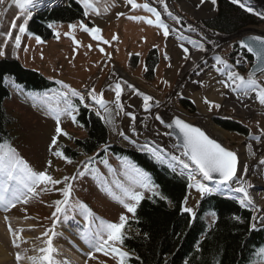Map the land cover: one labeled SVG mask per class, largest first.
Listing matches in <instances>:
<instances>
[{
	"label": "rangeland",
	"instance_id": "obj_1",
	"mask_svg": "<svg viewBox=\"0 0 264 264\" xmlns=\"http://www.w3.org/2000/svg\"><path fill=\"white\" fill-rule=\"evenodd\" d=\"M70 1L72 0L55 1L57 4L54 1H49L46 6H41H45L43 9H38L40 11L32 14L31 19L34 15H38L43 11L67 7L70 5ZM74 1L83 7L80 0ZM90 2L97 8V13L90 12L89 16H84L81 20L72 23L52 24L51 29L54 36L50 39L39 36L44 41L43 43H37L36 36L29 35L28 27L31 19L27 20V31L21 36L19 48L15 46L14 36L19 34L18 26L24 18L21 17V19L15 20L17 29L12 31L13 38L8 39L3 34L9 31L13 18L19 14V9L11 3V0H6L4 5H0V12L5 13L4 16H0V51L4 52V55L0 56V61H18L24 69L36 72L54 84V88L47 92L30 93L23 86L17 84L12 76L6 77H11L13 83L6 80V77L4 78V86L11 94V99L4 104L5 110L12 121L10 127L11 140L7 145L14 148L19 157L33 170L43 171L47 169L54 179L61 180L65 176H75L78 169L83 171L85 163H88L90 158H81L78 162L69 164L63 158L53 155V151H61V147L70 146L73 148L76 140H82L87 135L81 127L75 125L70 116H61L60 126L62 131L68 133L71 139L60 135L57 138V145L50 150L51 139L55 135L56 122L48 108H55L58 100L57 94L65 92L75 108L76 104L83 107L88 105L87 108L93 110L95 114L100 112L102 116L106 117L102 121L107 128L109 146L137 154H149L171 172L186 177L189 183L192 184L191 179H189L190 176L184 172V169L178 163L172 161L171 158L163 157V154L158 151L154 149L137 150L133 147L117 145L111 141V134L119 135L122 133L123 136L126 135L125 131L127 130L122 131L125 127L119 124L121 120L122 122L124 120L128 125L127 128L134 132L132 135L135 134V130L142 132L143 126L146 135H149V130L156 133V129L151 125V121L154 120L157 127L167 130V138L174 141L169 135V129L156 120L154 116L155 110L170 102L182 112L180 113L181 118L189 123L197 125L210 133L208 123L212 122L214 127L225 133V139L218 140V142L237 153L241 164L245 165L244 162L246 161H249V164L251 163L250 177L247 181L250 185L248 191L252 197L253 194L257 196L259 204L264 205V188H257L259 184L264 185V165H260L259 161L256 160L257 155L255 152L250 156L241 154L242 148L252 150L256 145L264 142V135H261V130L264 129V106H261L254 99V94L238 99L237 93H233L229 88H224L219 83L221 79H224V75L216 70L217 66L214 60L202 61L200 68L194 70L191 76L186 77L187 80L185 79V72L190 63L196 54L200 53L191 43L186 44L188 37L185 33L195 35L197 32L193 25L204 27L210 36L231 39V41L229 40L227 43L220 45L219 57L232 65L233 71L245 78L255 63L245 57L242 51L236 50L235 46L242 39V36L249 35L245 34L246 31L257 30L263 34L264 26H251L234 35L225 36L214 33L206 27V23L217 17L218 3L213 6L209 4L210 0H205L204 3H201L200 0H164L163 3H160L159 0H134L138 5L148 3L161 14V19L170 29V35L165 38L162 29L146 23L147 19L155 21V16L142 7L133 9L131 4L126 3V0H90ZM165 5L167 10H165ZM169 12L172 13V16L168 15ZM253 12L251 14L256 18L264 20L263 15L261 17L254 10ZM121 13L123 15H120ZM205 14L212 15V17L200 18ZM130 17L138 19H131ZM174 18H178L180 22L176 23ZM81 21L89 28L98 27L101 30V39L99 41L93 40L90 34L85 33L78 26L74 30L69 28L70 24L78 25ZM189 27L193 30L190 31ZM56 33H59V38L55 35ZM258 36L264 37V35ZM73 37L77 43L73 42ZM173 39H177L179 43L173 46V51H171L170 45ZM103 41L108 43H103ZM200 43L206 48L205 42L201 41ZM181 44L189 49L188 59H184L186 54L180 47ZM89 45H91V49H89ZM101 48L104 49L103 52L100 51ZM153 52L156 57V66L152 73L148 74L147 61ZM243 58L246 62H242ZM238 59L241 60L239 64L235 63ZM119 71H122L133 80L134 85L132 86L136 91L127 87L129 84L125 83L123 78L120 77ZM258 79L261 84H264V74L258 75ZM116 82L121 83L123 88L121 96L123 111L117 109L114 103L115 92L113 89ZM10 84L12 87L9 88L8 85ZM61 85L67 87H61ZM13 87H20L24 93L28 94L30 100L22 102L11 90ZM69 89L84 96V101L81 102L79 96H71ZM91 89H95L98 99L102 98L104 100L107 110L101 108L92 100ZM187 89H192L191 92L194 94H200L201 109L191 99L190 96L192 95L185 94L188 91ZM101 93L103 94L102 97L100 96ZM137 93L153 97V101L149 102L151 107L148 111L143 108L142 95ZM205 98L219 104L220 108L210 111L208 105L203 102ZM181 101L189 102L194 110L190 111L183 108ZM59 106L64 107L62 100ZM76 113L77 111L73 114L76 116ZM128 114L135 116V120H132ZM199 115L202 117L199 118ZM108 120L112 122L108 123ZM218 121L234 122L248 130L249 136L231 133L218 125ZM157 156H159V159H157ZM95 157L94 160L92 159L88 163L89 170L82 177L77 176V179L73 182L72 201L83 202L91 209L95 217L106 222L118 223L121 215L127 216L130 220L132 213L127 212L116 199H113V196L109 195V191L114 196L121 197V190L116 187V182L126 187L130 186V181L136 178L133 166L124 158L110 154L104 160L97 159V155ZM48 161L52 162L51 167H47ZM245 167L247 166L245 165ZM51 187L49 185L50 189ZM56 187L62 188L63 185H57ZM208 187L214 188L213 186ZM135 190L141 191L143 198H151L154 196L153 192L157 194L154 188L152 191L139 188ZM189 190L188 187V194ZM211 194L221 195L218 191ZM205 195L203 197L199 196L194 204H189L187 200L184 206L192 208L196 215ZM225 198L239 203L236 197L225 196ZM58 199H62V196L55 190L39 192L38 195L32 196L27 204L19 203L7 212L0 210V228L4 239L7 241L4 240L3 247L13 261L10 264H22L23 262H18L17 256L19 254L22 256L23 253H27V256L23 258H26L30 263V257L42 258L44 253L41 252V249L47 247V240L52 239L55 249L57 248L55 238L61 233L69 234L74 239V243H77L76 245L83 246L82 240L73 234L80 233V228L84 224L82 217L79 215L75 217V221L64 222L61 218V221L53 229L52 212L54 211V202ZM199 201L198 207L195 208ZM244 208L250 210L253 216L264 215V213L254 211L251 207ZM50 229L52 231H49ZM256 230H264V222H259ZM53 231L55 235H53ZM45 232H48L47 236L44 235ZM14 241L15 244H19V247L15 246ZM59 245L62 249L65 248L62 242H59ZM83 247L86 248L85 244ZM69 250L68 248L67 253L71 252ZM72 250L71 255L76 260L81 261L80 264H117V259H114L111 253L105 256L93 249H87L88 253L86 255L81 256L78 253L80 258L74 252V249ZM89 252L93 253L92 259H89ZM57 254L56 251L53 253L54 259Z\"/></svg>",
	"mask_w": 264,
	"mask_h": 264
},
{
	"label": "trees",
	"instance_id": "obj_2",
	"mask_svg": "<svg viewBox=\"0 0 264 264\" xmlns=\"http://www.w3.org/2000/svg\"><path fill=\"white\" fill-rule=\"evenodd\" d=\"M217 3V17L206 23V27L214 33L231 36L251 26H264V20L228 0H217ZM83 13V7L72 0L67 7L34 15L28 33L44 39L53 38L49 25L79 21L84 17ZM235 49L253 61L238 45ZM155 64L153 52L147 61L148 74L152 73ZM6 76L15 78L17 84L30 93H44L54 88L53 83L36 72L24 69L18 61H0V145L11 140L12 121L4 106L11 99L4 86ZM181 104L187 110H194L189 102L181 101ZM75 106L78 109L75 125L87 135L82 140H76L73 148L61 147V152L72 163L81 158L94 160L96 155L99 160H104L108 154L124 158L134 169L145 173L157 191L151 198L141 200L135 215L132 214L127 222L124 242L120 246L130 254L127 264H255L261 261L257 252L264 248V230H249L253 217L250 210L236 201L207 194L195 216L183 212L190 184L186 177L171 172L149 154L109 146L107 128L102 119L90 108L80 104ZM217 123L231 133L249 136L248 130L234 122ZM232 217H240L243 222Z\"/></svg>",
	"mask_w": 264,
	"mask_h": 264
},
{
	"label": "snow or ice",
	"instance_id": "obj_3",
	"mask_svg": "<svg viewBox=\"0 0 264 264\" xmlns=\"http://www.w3.org/2000/svg\"><path fill=\"white\" fill-rule=\"evenodd\" d=\"M80 2L83 4V15L85 17L89 16L90 12L97 13V8L93 5V3L90 2V0H80ZM159 2L163 3L164 0H159ZM200 2L204 3L205 0H200ZM210 2L213 6H215L217 0H210ZM231 2L238 5L246 12H253V9L246 6L242 0H231ZM5 3L6 0H0V5H4ZM11 3L19 9V14L13 18L9 31L3 35H5L8 39H12V31L17 29L15 20L21 19V17H23V22L18 26L19 34L14 36L15 46L19 48L21 45V36L27 31V20L31 19L32 12L29 9L38 5L40 0H11ZM126 3L131 4L133 9L142 7L145 11L151 13L153 16H155V21L152 19H147L146 23L162 29L165 38L170 35L169 26L163 22L161 19V14L156 10V8L151 7L148 3L138 5L134 2V0H126ZM165 10H167L166 5ZM4 15V12H0V16ZM120 15H123V13ZM168 15L172 16V13L169 12ZM130 18L138 19L136 17ZM174 19H176V23L180 22L178 18ZM77 26L85 33L90 34L93 40L99 41L101 39V30L98 27L89 28L83 21H81L78 25L70 24L69 28L74 30L77 28ZM49 27H52V25H49ZM189 30L192 31L193 29L189 27ZM55 35L57 38H59V33H56ZM35 39L37 43L44 42L39 36H36ZM73 42L77 43L74 37ZM188 42L199 51H206L202 43L195 40H189ZM103 43L108 42L103 41ZM88 47L91 49V45ZM180 47L186 54L184 59H188L189 57L187 53L189 52V49L184 47L183 44H181ZM239 47L241 49H245L247 53H250L255 58V66L253 71H250L245 78L244 76H241L237 72L233 71L232 65H229L221 57L217 56L215 58L216 64L220 65V67L217 68V71H220L224 75V79H221L219 83H221L224 88H229L233 93H237L238 99L241 97H249L250 94H254V99L261 106H264V84H261L258 79V74H264V37L253 35L246 41L241 40L239 42ZM100 51L103 52L104 49L101 48ZM2 55H4V52L0 51V56ZM240 62V59L236 61L237 64ZM225 69H227L226 72L224 71ZM145 71H147V69H145ZM61 87L67 86L61 85ZM127 87L131 88L133 91H136L130 84L127 85ZM69 91L71 92V96H79L80 101H84V96H81L74 90L69 89ZM113 91L115 92V106L120 111H123V106L121 104L123 88L121 87V83L116 82ZM137 94L142 95L143 108L145 111H148L151 107L149 102L153 101V97L140 93ZM90 95L96 104L107 110L104 100L102 98H97L95 89L90 90ZM102 95L103 94L101 93L100 96L102 97ZM57 96V106L55 108H48V111L52 114V118L56 122L55 135L51 139L50 150L57 145V138L60 135H64L71 139V137L68 136V133L62 131L60 126L61 116H70L74 123L77 122L76 116L73 113L78 111V109H76L68 99L67 93L60 92L57 94ZM61 100L64 105L62 108L59 106ZM203 102L208 105L210 111L212 109L220 108L219 104L211 102L207 98H205ZM87 106L88 105H85V107ZM97 115L100 116L101 119H106V117L102 116L100 112H97ZM128 115L131 116L132 120H135V116H132L131 114ZM155 119L160 121L161 124H164L166 128H175L178 130L179 136L182 137V155L186 157L187 160H184L180 156L176 155H172L171 160L180 164L183 169L191 170L192 166L194 165L195 170L201 174L205 181H211L217 186L216 188H210L203 183H197L195 185L190 183L188 185L189 188L195 187L202 197L203 195L211 194L214 191L227 190L238 194L236 198L239 200L241 207H252L254 211H260L255 207L254 201L248 191L250 185L240 177H237L238 157L235 152L226 149L214 139L209 138V136L206 135L205 132L199 127H195L183 121L179 117L174 118L169 123H165V121L159 115H156ZM107 122L111 123L112 121L108 120ZM261 135H264V129L261 130ZM153 154L155 155V153ZM53 155L55 157L65 159L69 164L72 163V160L67 158L61 151H53ZM157 159H159V156H157ZM90 162L91 158L88 163ZM51 163V161H48L47 167H51ZM88 163H85L83 171L79 169L77 170V175L71 177L65 176L61 180H57L48 173L47 169L43 171L33 170L23 159L19 157V155L16 153V150L11 146L7 144L0 145V210L7 212L10 209L15 208L19 203L27 204L29 199L32 196L38 195L39 192L55 190L62 196V199H58L54 202V211L52 212L53 229L55 228L56 224L61 221V218L64 222H68L69 220L75 221V217L79 215L84 221L83 226L80 228L79 238L95 252L103 253L105 256L111 253L112 257L117 259V264H127L128 260L131 258L130 254L128 252L122 251L119 246H122L124 242L128 217L121 215L119 217L118 223L106 222L98 217H95L91 209L83 202L72 201L73 182L77 179V176L82 177L85 172L89 170ZM259 164L264 165V159H260ZM134 171L136 173V178L130 181V186L126 187L123 184L116 182V187L121 190V197H116L109 191V195H112L113 199H116L117 202L120 203L127 212L132 213L133 215H135L136 206L143 199V193L141 191H136L135 189L139 188L152 191L155 187L152 185L145 173H142L139 169H134ZM191 178L192 177L190 176L189 179ZM49 185L52 186L51 189L49 188ZM57 185H63V187L57 188ZM220 186H223V188ZM155 194L156 193L153 192V195ZM186 203L187 198H185V205ZM182 211L195 216L193 209L190 207L184 206ZM232 218L243 222L240 217ZM252 221L253 223L250 224V231L256 230L257 224L259 222H264V215L253 216ZM49 231H52V229ZM44 235L47 236L48 232H45ZM53 235H55L54 231ZM15 246L19 247V244H15ZM41 252L44 253L42 258H29L31 264H57V261L53 258L55 249L53 247L51 238L47 240V247L41 249ZM88 255L89 259L93 258L92 252H89ZM257 255H259L262 259L261 261L255 262V264H264V248L258 249ZM20 259H22V257L18 255L17 260L19 261ZM137 259L139 258L137 257Z\"/></svg>",
	"mask_w": 264,
	"mask_h": 264
},
{
	"label": "bare ground",
	"instance_id": "obj_4",
	"mask_svg": "<svg viewBox=\"0 0 264 264\" xmlns=\"http://www.w3.org/2000/svg\"><path fill=\"white\" fill-rule=\"evenodd\" d=\"M49 1L60 2L62 0H47V2H49ZM47 2L39 3L38 5H36L33 8H35L36 10L37 9H43L46 6ZM242 2L245 3L246 6L251 7L256 12V14L258 13V14H260L261 17H262V15L264 17V0H242ZM209 4H211V3L209 2ZM42 5H45V6L41 7ZM33 8H30V9H33ZM252 13H254V12H252ZM205 17L206 18L207 17H212V15L205 14V15H202L200 18H205ZM193 28L197 31L195 33V35H191V34L185 33L187 35V37H188V40H187L186 44L188 43L189 40L205 42L204 44H206V48H205L206 51H200V53L196 54V56L193 58V61L190 63L187 71L185 72V79H186V77L191 76L192 73H194V70L195 71L198 70L200 68L199 66H201L200 64L204 60L205 61L214 60L215 65L217 66V68H219L220 65L216 64L215 58L217 56H219L218 50L220 49V45H222L223 43H227V41H229V40L231 41L230 38H221V37L216 38V37L210 36L209 33L205 30V28L204 27L202 28V26H200V25H193ZM260 32L261 31H257V30H248V31L245 32V34L247 33L249 35L250 34H252V35H254V34H256V35L257 34L258 35H264L263 32H262L263 34H261ZM245 36H247V35H245ZM177 43H179L178 40L177 39L176 40L173 39L172 44L170 45V50L171 51H173L172 48ZM224 71H227V69H225ZM218 72H220V71H218ZM119 74L121 75L120 77L123 78L125 83L130 84V85H134L133 80H131V78L128 75L124 74L122 71H119ZM10 78L6 77L5 79L10 81V83H13V82H11L12 78L11 79ZM8 86H9V88L12 87L11 84L8 85ZM11 90L15 93L16 96H18L22 100V102L30 100V98L28 99V96H27L28 94L24 93L20 87L19 88L13 87V88H11ZM187 90L188 91L185 94L192 95V96H190L191 99H193V101L195 103H197L198 107L201 109L202 104H201V98H200L201 96H200V94L199 93H195V94L192 93L191 92L192 89H190V90L187 89ZM220 103H222V101H220ZM180 113H182V112L180 110L176 109L174 104H171L170 102H167V103L163 104L161 107H159L157 110H155L154 116L159 114L160 116H162V118L165 121V123H169L173 119V117H175V116L181 117ZM201 115H202V113H201ZM201 115H199L198 117L201 118L202 117ZM118 123H119V120H118ZM119 124L123 125L125 127V129H122V131L123 130H127V131H125L126 135L123 136L121 134H119V135H112L111 134V141L113 143H115L117 145H122V146L125 145L126 147H133V148H135L137 150L154 149L155 151H158L159 153L163 154V157L171 158L172 155H176V156H180L184 160H187V158L182 155L183 150L179 149V148H176L174 141L169 139V138H167V130H163L159 126L157 127V124H156V122H154V120L151 121V125H153L152 127L156 129V133H153V132H151L149 130V132H150L149 135H146L145 129L143 128L144 126L143 127L141 126L142 129H143L142 132H139L138 130H135V134L132 135V133H134V132L130 131V129L127 128L128 125L126 124V122H124V120H123V122L121 120V123H119ZM208 124L210 125V129H209L210 133H208V134H209V136L211 138H213L214 140H217V141L218 140L220 141L221 139L222 140L225 139V133L224 132H222L221 130H219L216 127H214L212 122H209ZM119 132H121V131H119ZM254 152L257 155V159H256L257 161H259L260 159H264V142L261 143V144L256 145L252 150H247L246 148H242V150H241V154L243 156H247V155L250 156ZM244 163H245V165L247 167H245V165L242 163L240 168H239L237 177H240L242 180L247 182L248 178L250 177V167L252 165H251V163L249 164V161H246ZM184 172L192 177L191 181H192L193 185H195L197 183H203L206 186L207 185L208 186H213L214 188L217 187L215 184H210V182L205 181L203 179V177L201 176V174L197 170H195L194 165L192 166L191 170L184 169ZM220 187L223 188V186H220ZM257 188L262 189V188H264V185L263 184H259L257 186ZM218 192L221 194V195H218V196H221L223 198H225V196L237 197V195H238L236 193H232V192L227 191V190L218 191ZM199 196H201V194L196 190L195 187L190 188L189 194H188V199H187L188 203L189 204H194L195 201H197V199L199 198ZM250 196H251V198L254 201L255 207L260 210L259 212L260 213H264V205L259 204L257 196L254 195V194H253V197H252V195H250ZM226 199H228V198H226ZM199 203H200V201L197 203L195 208L198 207ZM73 234L77 238H79V233H73ZM55 239H54L55 242H56L55 246L57 247V248H55V251L58 253L56 258H55V260L57 261V264H80L82 262L79 261V260H76L71 255V252L73 251L72 249H74V252H76L79 257H80V255L78 253H80L81 256H83V255H86V253H88L87 249H90V247L88 245H86L83 241H81V242L83 243V246L85 244L86 248H84L83 246L76 245L77 243H74V239L71 238V236L69 234H67V233H61V234L57 235ZM4 240L5 239L3 237V233H2L1 228H0V264H10L13 261H12V259H10L9 255H7L8 252L4 251L3 244H5V241H6V240L5 241ZM59 242H62L63 245H65V248H64L65 250L62 249V247H60ZM68 248L70 249L69 251H71L69 253H67V249ZM26 254L27 253L21 254L22 255L21 256L22 259H20L18 261L19 263L23 262L22 264H31L28 260H26V258H23V257L27 256ZM19 256H20V254H19Z\"/></svg>",
	"mask_w": 264,
	"mask_h": 264
},
{
	"label": "water",
	"instance_id": "obj_5",
	"mask_svg": "<svg viewBox=\"0 0 264 264\" xmlns=\"http://www.w3.org/2000/svg\"><path fill=\"white\" fill-rule=\"evenodd\" d=\"M43 2H47V0H40V3H43ZM251 36H253V35H247V36H243V37H241L242 39L241 40H248ZM256 36H258V35H256ZM262 37V36H261ZM240 40V41H241ZM239 41V42H240ZM239 42H238V46H239ZM242 50H244V51H246L245 49H242ZM252 58H253V61H254V63H255V58L250 54V53H248ZM254 66H255V64L253 65V67L251 68V70L250 71H253V69H254ZM258 75H260V74H258ZM176 117H179V116H175V117H173V119L174 118H176ZM180 119H182L183 121H185V122H187V123H189L188 121H186L185 119H183V118H181V117H179ZM172 119V120H173ZM171 120V121H172ZM170 121V122H171ZM189 124H191V123H189ZM191 125H193V124H191ZM193 126H195V127H199V126H197V125H193ZM200 128V127H199ZM169 129V128H168ZM202 131H204L205 132V134L206 135H208V133L204 130V129H202V128H200ZM169 135H170V137L172 138V139H174V141H175V144H176V147L177 148H179V149H182L183 150V141H182V137H180L179 136V132H178V130H176L175 128H172V129H169ZM209 136V135H208ZM209 138H211L210 136H209ZM211 139H213V138H211ZM216 141V140H215ZM216 142H218V141H216ZM219 143V142H218ZM221 144V143H220ZM223 147H225L223 144H221ZM226 149H228L227 147H225ZM228 150H230V149H228ZM230 151H232V150H230ZM234 152V151H233ZM237 154V153H236ZM237 157H238V167H237V174H238V171H239V168H240V165H241V162H240V158H239V156L237 155ZM195 167V166H194ZM234 180H235V178H234ZM208 182H210V184H213V182H211V181H208Z\"/></svg>",
	"mask_w": 264,
	"mask_h": 264
},
{
	"label": "built area",
	"instance_id": "obj_6",
	"mask_svg": "<svg viewBox=\"0 0 264 264\" xmlns=\"http://www.w3.org/2000/svg\"><path fill=\"white\" fill-rule=\"evenodd\" d=\"M241 57V56H240ZM246 60L243 58L242 62H245Z\"/></svg>",
	"mask_w": 264,
	"mask_h": 264
}]
</instances>
